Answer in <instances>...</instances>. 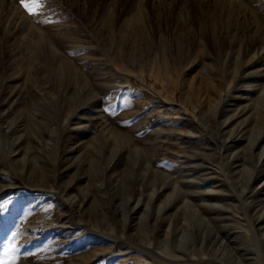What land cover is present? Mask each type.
<instances>
[{
	"label": "rangeland",
	"instance_id": "374dc122",
	"mask_svg": "<svg viewBox=\"0 0 264 264\" xmlns=\"http://www.w3.org/2000/svg\"><path fill=\"white\" fill-rule=\"evenodd\" d=\"M13 240L15 264H264V0H0Z\"/></svg>",
	"mask_w": 264,
	"mask_h": 264
},
{
	"label": "snow or ice",
	"instance_id": "6c2138e0",
	"mask_svg": "<svg viewBox=\"0 0 264 264\" xmlns=\"http://www.w3.org/2000/svg\"><path fill=\"white\" fill-rule=\"evenodd\" d=\"M19 2L21 7H23L29 15L36 16L39 10L42 8L44 0H19ZM16 251L17 247L15 241H10L4 248V256L11 257V259H0V264H15L16 257L14 253Z\"/></svg>",
	"mask_w": 264,
	"mask_h": 264
}]
</instances>
